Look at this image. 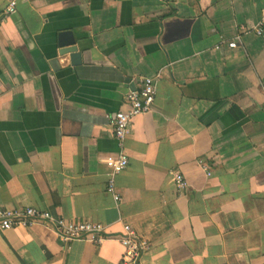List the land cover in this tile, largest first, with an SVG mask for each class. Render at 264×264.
Masks as SVG:
<instances>
[{"label": "crops", "instance_id": "crops-1", "mask_svg": "<svg viewBox=\"0 0 264 264\" xmlns=\"http://www.w3.org/2000/svg\"><path fill=\"white\" fill-rule=\"evenodd\" d=\"M0 0V209L35 207L108 229L65 245L44 224L0 231V264H264V0ZM73 34L79 54H61ZM236 41L238 47L228 45ZM161 74L108 192L111 125ZM188 182L180 196L172 172Z\"/></svg>", "mask_w": 264, "mask_h": 264}, {"label": "built area", "instance_id": "built-area-1", "mask_svg": "<svg viewBox=\"0 0 264 264\" xmlns=\"http://www.w3.org/2000/svg\"><path fill=\"white\" fill-rule=\"evenodd\" d=\"M16 7V1L12 0L5 11V15L8 16L16 13ZM253 31L258 36L264 35V13ZM228 47L235 49L238 47V44L234 41ZM161 77L162 75L158 74L154 77L142 79L139 86L129 91L125 96L129 109L127 111H119L111 121L120 152L109 155L106 158L105 164L110 171L107 190L113 195L117 203L121 201V196L117 193L115 178L128 168L130 162L129 155L125 151V141L131 134L135 118L152 111L157 98ZM172 176L178 194L183 196L188 187V182L180 172H172ZM37 224H44L52 228L60 241L65 245L79 241L101 245L109 236L105 225L90 220H67L63 217H55L51 212L35 207L26 209H0V231H10L17 227L30 228ZM113 239L120 242L124 248L123 264H139L142 257L151 249L149 241L140 236L132 226L127 224L123 226V233L113 237Z\"/></svg>", "mask_w": 264, "mask_h": 264}, {"label": "water", "instance_id": "water-1", "mask_svg": "<svg viewBox=\"0 0 264 264\" xmlns=\"http://www.w3.org/2000/svg\"><path fill=\"white\" fill-rule=\"evenodd\" d=\"M59 46L62 49L61 54H79V47L71 33H62L59 36Z\"/></svg>", "mask_w": 264, "mask_h": 264}]
</instances>
